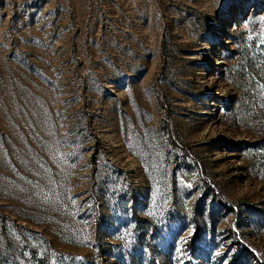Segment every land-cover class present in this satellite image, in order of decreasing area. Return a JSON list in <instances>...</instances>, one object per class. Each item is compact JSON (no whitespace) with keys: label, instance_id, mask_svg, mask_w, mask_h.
<instances>
[{"label":"rangeland","instance_id":"374dc122","mask_svg":"<svg viewBox=\"0 0 264 264\" xmlns=\"http://www.w3.org/2000/svg\"><path fill=\"white\" fill-rule=\"evenodd\" d=\"M0 264H264V0H0Z\"/></svg>","mask_w":264,"mask_h":264}]
</instances>
